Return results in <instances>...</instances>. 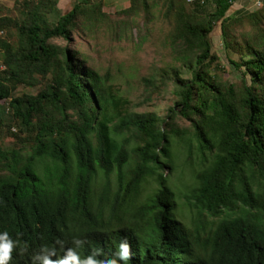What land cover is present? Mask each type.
I'll return each mask as SVG.
<instances>
[{
	"label": "trees",
	"instance_id": "obj_1",
	"mask_svg": "<svg viewBox=\"0 0 264 264\" xmlns=\"http://www.w3.org/2000/svg\"><path fill=\"white\" fill-rule=\"evenodd\" d=\"M235 2L212 0L205 14L167 0L172 48L189 77L166 74L176 101L164 118L129 112L70 45L52 43H73L82 21L106 22L101 0H82L55 22L52 0L0 18V99H10L19 132L34 144L25 153L0 146V231L27 245L12 264H32L41 246L62 255L55 242L73 247V237L86 241L82 257L99 249L102 260L127 239L128 264H264V47L249 40L248 54L230 59L241 87L224 86L211 67L210 35ZM223 35L232 46L225 26ZM49 75L50 88L14 96Z\"/></svg>",
	"mask_w": 264,
	"mask_h": 264
},
{
	"label": "rangeland",
	"instance_id": "obj_2",
	"mask_svg": "<svg viewBox=\"0 0 264 264\" xmlns=\"http://www.w3.org/2000/svg\"><path fill=\"white\" fill-rule=\"evenodd\" d=\"M31 1L39 3L42 0H0V18L21 17L20 10L25 9ZM52 1L56 3V6L53 5L56 12L49 14V19L55 22L82 0ZM101 1L102 11L108 15L106 22L91 25L82 21L74 32L73 43L68 44L63 39L53 40L52 43L62 47L70 45L78 54L77 58L83 59L86 66L100 74L113 93L128 102L125 108L129 112L157 114L164 118L176 101L169 75L178 69L184 73V77H189L174 55L170 35L175 24L174 19L167 16V0H147V9L144 5L136 7L129 1L134 12L128 10L130 7L117 11L109 7L105 11L104 0ZM205 3L195 9L209 14L214 10V4L211 0H205ZM123 11H128V14H122ZM227 16L228 21L215 24L210 35L212 54L216 55L211 67L216 79L224 86L236 84L241 87L242 72L230 59L240 61L241 55H247L245 44L249 40L250 45L264 47V0H237ZM223 26L227 28L232 44L230 47L226 46ZM0 37L5 38L6 33L0 32ZM13 41H16L15 37ZM4 70L0 51V71ZM148 83L153 85L148 86ZM52 84L49 75L40 79L36 86H18L13 94L15 97L35 96ZM9 102L10 99H0V146L4 150L21 149L25 153L34 146L27 141L32 135L19 132V122L13 119ZM225 109L226 101L223 98L218 102L216 112L223 114ZM179 124L181 127L188 125L185 120H179ZM2 170L0 165V179L6 177Z\"/></svg>",
	"mask_w": 264,
	"mask_h": 264
},
{
	"label": "clouds",
	"instance_id": "obj_3",
	"mask_svg": "<svg viewBox=\"0 0 264 264\" xmlns=\"http://www.w3.org/2000/svg\"><path fill=\"white\" fill-rule=\"evenodd\" d=\"M63 254L58 255L56 247L41 246L31 257L32 264H128L134 253L127 239L119 243L114 258L99 259L101 250L96 249L90 255L81 256L78 251L86 243L85 240L73 237V247H64V242L57 240ZM27 250V245L21 248L20 241L13 239L8 231H0V264H12L14 253Z\"/></svg>",
	"mask_w": 264,
	"mask_h": 264
},
{
	"label": "crops",
	"instance_id": "obj_4",
	"mask_svg": "<svg viewBox=\"0 0 264 264\" xmlns=\"http://www.w3.org/2000/svg\"><path fill=\"white\" fill-rule=\"evenodd\" d=\"M129 1L130 0H104V10L106 11L107 8L111 7V9L117 11V10H124V9H127L129 8ZM210 1V0H209ZM212 2V0H211ZM236 3V2H235ZM122 5V6H120ZM115 6H118L120 8H123V9H116ZM201 6V5H200ZM199 7V6H197ZM202 7V6H201ZM110 9V8H109Z\"/></svg>",
	"mask_w": 264,
	"mask_h": 264
},
{
	"label": "built area",
	"instance_id": "obj_5",
	"mask_svg": "<svg viewBox=\"0 0 264 264\" xmlns=\"http://www.w3.org/2000/svg\"><path fill=\"white\" fill-rule=\"evenodd\" d=\"M188 2L191 4V5H201V6H204L206 3H205V0H188ZM260 5V3H258Z\"/></svg>",
	"mask_w": 264,
	"mask_h": 264
}]
</instances>
